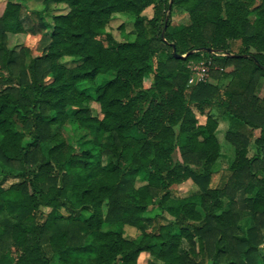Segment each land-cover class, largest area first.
<instances>
[{
  "label": "trees",
  "instance_id": "trees-1",
  "mask_svg": "<svg viewBox=\"0 0 264 264\" xmlns=\"http://www.w3.org/2000/svg\"><path fill=\"white\" fill-rule=\"evenodd\" d=\"M30 1L5 0L0 14V264H139L142 253L264 264V0ZM52 5L67 10L37 55L8 47L10 32L41 31ZM174 8L190 22L169 31ZM119 13L133 17L132 40L107 29ZM171 43L193 52L175 57ZM203 57L216 83L189 85L186 64ZM221 118L236 127L234 158L213 187ZM187 180L197 192L179 195Z\"/></svg>",
  "mask_w": 264,
  "mask_h": 264
},
{
  "label": "rangeland",
  "instance_id": "rangeland-1",
  "mask_svg": "<svg viewBox=\"0 0 264 264\" xmlns=\"http://www.w3.org/2000/svg\"><path fill=\"white\" fill-rule=\"evenodd\" d=\"M38 3L39 2L37 0H33V1L28 2V6L30 8H34L35 6H39ZM4 4H5V0H0V14L2 12ZM66 10L67 8L64 5H52L49 13L42 14L41 16L43 23L46 24L45 27L41 31H37L38 27L36 26L35 29H32V30L30 29V30H27L26 32L8 33V38H7L8 47L14 50H19L22 46H28L32 50V55H37L38 54V51L36 49L37 41L43 33L50 31L51 15L53 13H64L66 12ZM143 14L146 16H150L152 14V8L147 7L144 10ZM189 22H190L189 16L187 13L181 12L177 10L176 8H174L172 11L171 25L169 27V31L176 30L180 27H183L189 24ZM107 29L119 41H122L125 39L132 40L135 35L134 26H133V17L127 13L115 14L109 20L107 24ZM238 45H239V42L235 41L233 44V49L236 50ZM208 59H209L208 57H203L197 62L196 61L188 62L186 65L190 70V76L203 74L206 71V67L208 65L207 64ZM66 61L69 65L73 64V62L70 59H66ZM226 70H229V68ZM111 77H112L111 73L99 74L94 81V86L90 88L91 93L93 92L95 86L103 84L105 81H107ZM206 78L208 82L216 83L215 79L211 77H204V79ZM225 82L226 80L225 81L222 80L219 84H222ZM150 83H151V78L147 77L144 81V86H149ZM189 85H194V84H189ZM258 93L262 94L263 88ZM92 107L95 111L99 110V105L96 103H93ZM229 122L231 121H228L226 118H221L218 123L217 130H216V136L220 142L221 154L213 167V174H212L211 183H210L211 186L213 187L221 186L227 180L228 173H229L228 166L234 158V147L225 138V134L228 130L230 129L233 130L236 127L232 123H229ZM258 134H259V130H255L254 135H258ZM46 145H50V144L46 143ZM254 152H255V145L252 143L249 147V155H252ZM4 171H6V168L0 165V173H3ZM11 181H13L12 178H10L6 182V185H8ZM197 189L198 188L196 187V185H194L191 182V180H187L186 182L176 186V191L179 193V195H182V196L195 193L197 192ZM228 206H229V200L224 199V204H223L222 209L226 210L228 209ZM158 212H159L158 208L152 207L145 213V215L152 216ZM164 216L167 219L171 218V215L169 213H165ZM249 224L250 222H249L248 216L243 215L239 221V225L241 227L240 231H244ZM109 227H110L109 225L105 226V228H109ZM125 234L127 236H135L137 234V231L133 228L126 227ZM138 262L139 264H158L159 263L153 257L149 256L147 253H142L139 256Z\"/></svg>",
  "mask_w": 264,
  "mask_h": 264
},
{
  "label": "water",
  "instance_id": "water-1",
  "mask_svg": "<svg viewBox=\"0 0 264 264\" xmlns=\"http://www.w3.org/2000/svg\"><path fill=\"white\" fill-rule=\"evenodd\" d=\"M165 29H166V25H164V27H163V29H162V31H161V39H163V40H165V37H164ZM171 47H172V53H173V55H174L175 57H186L187 54L193 52V51L191 50V51H189V52L186 53V54H182V55H180V54L177 53V51H176V47H175L174 43H171ZM204 50H205V51H209V52H213V50L210 49V48H204V47H201V48L196 49V51H204ZM256 63L258 64L257 61H256ZM258 65H259V64H258Z\"/></svg>",
  "mask_w": 264,
  "mask_h": 264
},
{
  "label": "built area",
  "instance_id": "built-area-1",
  "mask_svg": "<svg viewBox=\"0 0 264 264\" xmlns=\"http://www.w3.org/2000/svg\"><path fill=\"white\" fill-rule=\"evenodd\" d=\"M194 69H195V68H194ZM197 74H198V73H197ZM204 77H209V76H208V65H207V67H206V71H205L203 74H201V75H191V76L189 77L188 83H189V84H196V83H198V82H200V81H206L207 78L204 79Z\"/></svg>",
  "mask_w": 264,
  "mask_h": 264
}]
</instances>
